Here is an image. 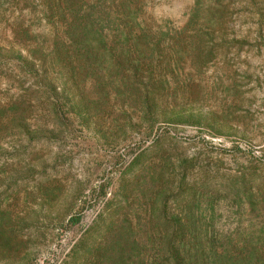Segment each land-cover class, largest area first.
Wrapping results in <instances>:
<instances>
[{"label": "trees", "instance_id": "trees-1", "mask_svg": "<svg viewBox=\"0 0 264 264\" xmlns=\"http://www.w3.org/2000/svg\"><path fill=\"white\" fill-rule=\"evenodd\" d=\"M234 1L196 0L184 25L152 19L149 26L147 0H59L66 22L56 40L16 53L32 81L9 108L12 122L26 125L39 109L61 134L92 120L107 121L114 135L138 127L149 136L161 116L181 112L186 81L223 52L244 48L245 39L228 36ZM146 153L121 171L120 190L64 264H264V221L244 219L262 215V173L225 174L197 158L174 168L163 154L152 161Z\"/></svg>", "mask_w": 264, "mask_h": 264}, {"label": "rangeland", "instance_id": "rangeland-1", "mask_svg": "<svg viewBox=\"0 0 264 264\" xmlns=\"http://www.w3.org/2000/svg\"><path fill=\"white\" fill-rule=\"evenodd\" d=\"M195 1L147 0L144 20L184 25ZM58 2L0 0V264H64L141 151L152 161L163 154L174 168L197 158L212 171L264 175V0H235L227 31L245 39L244 48L223 52L201 76L181 82V112L161 116L149 136L130 127L127 137L92 120L61 134L39 109L26 125L12 122L9 108L32 81L16 53L56 40L66 22ZM78 212L81 221L71 225ZM258 215L244 219L264 221V209Z\"/></svg>", "mask_w": 264, "mask_h": 264}]
</instances>
